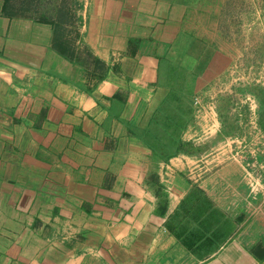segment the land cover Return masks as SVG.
I'll list each match as a JSON object with an SVG mask.
<instances>
[{
    "label": "crops",
    "instance_id": "obj_1",
    "mask_svg": "<svg viewBox=\"0 0 264 264\" xmlns=\"http://www.w3.org/2000/svg\"><path fill=\"white\" fill-rule=\"evenodd\" d=\"M23 1L0 0V264H264L263 122L238 153L196 115L259 95L264 0ZM171 96L180 130L153 122Z\"/></svg>",
    "mask_w": 264,
    "mask_h": 264
},
{
    "label": "rangeland",
    "instance_id": "obj_2",
    "mask_svg": "<svg viewBox=\"0 0 264 264\" xmlns=\"http://www.w3.org/2000/svg\"><path fill=\"white\" fill-rule=\"evenodd\" d=\"M23 3L31 6L33 9L36 7V9L42 13L46 12L53 15L57 14L56 16L58 17V14L62 15L63 12L66 13L67 9L71 10L72 4L75 5L74 7L80 4L77 0L74 2L71 0H24ZM60 18L66 19L65 17ZM69 20H71L70 14ZM77 22L78 20L74 19V23ZM252 72H255V70ZM223 88H226V85H224ZM251 89H258L259 95L257 97L251 96L250 98H244L243 100L242 98L241 100L234 98L233 101L232 98L227 97H212L209 93L207 96H198L200 103L197 101L198 103L196 107L198 108L196 111H199V113L196 115L202 117L206 122H212L211 127L203 133H199L198 136L203 137V140H205L207 136H214L217 133L218 137H226L228 134L230 136L231 132H233V136L235 138V151L238 153L249 152L248 145L246 143L244 144V141L239 140L238 137L246 138V136L252 135L254 126L257 130L256 135H259L258 129L260 124H256L257 120L261 119L263 122L261 127H264V76L262 78H258V76L252 75ZM229 100L231 101L229 102ZM260 110L263 112H260ZM194 147L195 146L189 144L186 145V149L190 150V152H194ZM214 147L215 145H206L204 152L214 151V149L218 147L221 148L220 145L215 148ZM171 148L174 149L175 145H173V147L171 146Z\"/></svg>",
    "mask_w": 264,
    "mask_h": 264
},
{
    "label": "trees",
    "instance_id": "obj_3",
    "mask_svg": "<svg viewBox=\"0 0 264 264\" xmlns=\"http://www.w3.org/2000/svg\"><path fill=\"white\" fill-rule=\"evenodd\" d=\"M175 99L176 98L171 96L165 100L166 105L165 108L163 107L162 109L163 111L162 114L159 112L160 115L158 114L154 116L153 122H158L159 120L167 121L168 123L171 122V124H175L177 127H179V130L180 128H182L180 127L179 122H182V120H184V116H186V118H189L191 116L192 110L187 102L185 103L182 99H178V100ZM174 101H176V105H174ZM168 102L171 103V105ZM169 105H170V109H169ZM174 109H176L177 113L174 112L175 111ZM179 130H175V132L178 134Z\"/></svg>",
    "mask_w": 264,
    "mask_h": 264
}]
</instances>
